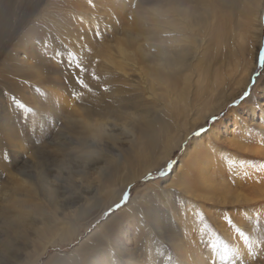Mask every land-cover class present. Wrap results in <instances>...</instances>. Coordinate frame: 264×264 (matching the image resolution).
I'll use <instances>...</instances> for the list:
<instances>
[{
	"label": "bare ground",
	"instance_id": "bare-ground-1",
	"mask_svg": "<svg viewBox=\"0 0 264 264\" xmlns=\"http://www.w3.org/2000/svg\"><path fill=\"white\" fill-rule=\"evenodd\" d=\"M163 1L160 8H153L156 14H159L154 15V24L170 34H176L177 49L161 52L160 58H157L159 61L146 75L148 88L153 97L171 101L170 110L167 107L161 110L162 114L169 117L165 118L162 115L150 117L146 116V112L140 113L143 121L140 122L141 128L137 136L135 129L138 126H134L132 122V124L120 122L118 125L113 123L114 125L105 128V122L85 119L82 115L71 112L72 116L81 118L93 135L87 132L86 134L94 140L106 137L109 141H113L111 147L94 142L95 150L86 149L92 158V154L97 156L96 159L91 160V168L97 174L96 192L89 195L91 191L88 188L76 186L74 192L65 195V192H62L63 186L59 185L60 172L53 168L46 169L49 171L46 175L44 170H39L32 176L25 171L21 172L22 198L34 201L36 207H42L43 210L41 208L40 213L37 208L35 216H40V219H36V223H33L35 218L33 221L32 218L29 220L30 217L26 219L25 212H22L24 217L19 216L21 220L18 217L15 221L13 219L12 223H17L16 225L8 223L9 227H17L15 232L19 233L21 230V235L18 234L17 242H11L10 237L9 241L6 237L5 240L0 241V248H10L9 252L5 249L0 252V264H121L117 262L118 259H115L119 252V234L122 233V227L118 226V222L123 218L127 224L137 226L136 231L140 232L145 231L148 223L152 222H156V227L160 229L166 217L176 222L184 220L185 226L179 225L176 231L177 235L182 233L183 237L180 238L181 235H179V238L184 240L177 242V246L186 253L190 251L191 259H185V253L184 264H222L221 261H228L229 264L240 262L244 264L249 263L253 257L256 256L255 259H257L260 256V251L253 246L256 237L254 226L248 227L250 220L245 214L255 212L252 223L256 221L260 224L262 231L264 230V216L260 215V219H257V213H260L258 209L264 212V87L259 94L257 91L254 94L253 88L252 93L242 102L239 109L231 108L227 116L212 124L203 135L195 137L187 150L185 148L186 151L183 153L178 169L165 179L175 181L177 187L183 191L184 201H181L179 205L172 202L177 192L174 191L176 193L173 194L171 189L161 186V180L147 183L143 187L151 190L149 193L136 192V196L128 205L112 213L75 249L64 253L60 251L50 253L55 246L63 250L69 247V244L75 241L74 238L85 230L92 220L101 215L100 212L106 211L114 202H117L130 185L142 179L150 170L161 166L171 156L172 151L187 140L189 134L197 127L198 124L195 121L200 122L224 110L250 82L256 67L255 46L257 47L260 44L259 40L261 41L264 0ZM102 2L104 0H100L94 7H102ZM73 5V11L64 14L67 19L59 25L61 32L57 34L61 35L63 29L66 32V27L69 25H74L75 30L83 26L80 22L71 23L70 19L74 14L82 12L81 7L85 5V0H75ZM3 15H0L1 25L6 19V15ZM236 18V24H231ZM194 27L202 32V38L197 44L187 42L188 33L193 31ZM1 28L3 27L0 26ZM234 30L238 34L236 40L238 45L236 50L229 52L231 40L228 41V38ZM225 52L228 54H224ZM135 55L141 57L139 54L135 53ZM135 60L137 61V57ZM135 63L134 60L131 61V65ZM137 63L140 65L138 61ZM49 90H57V87L46 85L44 91L50 93ZM60 91L62 90H57L56 97L62 99L65 96ZM158 91L161 92V96ZM7 99H10L9 95ZM35 109L38 110V108ZM88 112L92 111H85V116L89 115ZM158 112L160 111L156 113ZM191 114L194 122L189 123L187 117ZM23 115H31V111L23 110L21 116ZM33 123L35 121L30 118L28 125L31 126ZM253 125L257 127H252ZM230 127H232L231 132L237 134L231 144V146L235 145V148L223 146L220 148L219 140ZM117 129H120L121 134L132 135L128 141L129 148L125 152H121L123 145L119 144L117 133H114ZM36 134L37 132L33 133L29 128L22 136L26 140L30 138L36 140L38 137V135L35 136ZM44 148L43 146L40 149ZM223 148H228V152L233 155L229 153L224 155ZM106 150L108 154L103 155ZM21 152L23 154L21 158L24 157V161L36 166L35 170L39 168L37 165L39 162L36 163L31 158L26 142H21ZM223 165H231V168L234 165L235 168L240 169L236 177L239 180L225 178V171L222 172ZM240 177L241 179L244 177L245 180L239 182ZM88 178V175L84 176V179ZM177 178L181 180L180 183L177 182ZM82 181L86 180L82 179ZM16 186L15 189L18 190ZM59 188L62 191L59 192ZM8 189H6L7 192ZM15 189H11L13 195L17 194L16 191L14 193ZM6 195L8 196L7 193ZM13 195L12 198L17 197ZM41 195L44 196L41 197ZM45 198L49 205L45 204ZM26 199L20 201L25 202ZM7 200H10L7 203L11 202L10 196L6 197ZM149 201L152 202L150 211L145 212ZM27 205L29 207V204ZM22 206L23 204L21 208ZM226 206L232 213H234V207L244 210L245 213H240L235 219H225L214 211L219 209L226 211ZM42 214L44 215L41 216ZM212 224H216V228L221 230L222 237L227 241L218 243L214 241L217 235ZM29 227L34 231L31 230L33 238L27 233L26 229ZM185 241L190 247L189 250L186 244L182 245ZM224 245L228 248L232 245V251L227 254V259H221V255L224 254ZM102 246L105 247L101 248ZM128 250L124 255L129 260L128 264L147 263L146 259L140 260L142 255L138 253L137 258L132 257V253ZM252 253H255V256Z\"/></svg>",
	"mask_w": 264,
	"mask_h": 264
},
{
	"label": "rangeland",
	"instance_id": "rangeland-1",
	"mask_svg": "<svg viewBox=\"0 0 264 264\" xmlns=\"http://www.w3.org/2000/svg\"><path fill=\"white\" fill-rule=\"evenodd\" d=\"M99 1L92 0L89 3V0H85V5L81 7L82 12L74 14L70 19L71 23L80 22L83 26L75 30L74 25H69L66 27V32L63 29V33L59 35L57 34L61 32L59 25L64 22V19H67L64 14L73 11L75 0H0V15H6L2 25L0 23V26L3 27L0 29L2 32H0V189L4 188L2 189L3 191L0 190V195L2 193L0 196V241L6 238L8 240L10 237L9 240L11 242H17L16 239L21 235V230L18 233L17 231L15 232L17 230L16 226L9 227L10 223L14 224V222L12 223L13 219L15 221L17 220L16 217L19 218V216L22 218L24 217L22 212H27V214L24 213L26 219L30 217L29 220L32 218L31 220L33 221L35 218L33 223H36V219H40V216H38L39 218L35 216L36 212L40 211L41 213L43 210L42 207V210L36 207L34 201L31 202L30 199L22 198L21 172L25 171L32 176L35 172L44 170L46 175L49 173L46 169L53 168L60 172L59 185L63 186V191L59 188V192L62 191L65 192V195H70L74 192L76 186H81L83 189L88 188L91 191L89 195L96 192L98 181L95 179L97 174L91 168V160L97 156L92 154V158L86 149L95 150L94 142L111 147L113 146V141H109L106 137L94 140L86 134L87 132L93 135L84 125L81 118L72 116L71 112L80 114L85 119L105 122V128L114 125L113 123L117 125L120 122L133 123L134 126H138L135 129L137 136L139 134L138 130L141 128L140 122L143 121L140 113L146 112V116L150 117L154 115L169 117L166 114H162V111L165 107L170 110L171 101L166 98L153 97L148 88L146 75L155 63L159 61L157 58H160L161 52L165 53L168 49H177L176 34H170L154 24V15L159 14H156L153 8H160L164 1L104 0L101 4L102 7L95 8L94 6ZM133 5L135 6L133 7ZM262 14L261 41L259 40L260 44L257 47L255 46L257 49L256 67L247 87L231 100L224 110L214 113V116L211 115L200 122L195 121L198 124L195 127L196 129L194 128L187 140L183 141L176 150L172 151L171 156L166 159L167 161L165 160L158 168L150 170L142 179L127 188L125 191L129 193L127 201L121 203L124 192L117 202L107 208L108 211L100 212L102 214L92 220L87 228L74 238L75 241L69 244V247L63 250L55 246L52 247L50 253L59 251L64 253L75 249L86 236L91 235L96 227L112 213L128 205L132 198L136 196V192L149 193L151 190L143 187L147 183L150 184L161 180V186L171 189L170 191L173 194L177 192L174 194L172 202H176L179 205L181 201H184V193L180 187H177L175 181L165 179L173 175L175 170L178 169L179 162L183 153L189 148L188 146L195 137L203 135L212 124L227 116L231 108L239 109L242 102L252 93L253 88L255 89L253 90L254 94L256 91L258 94L262 92L261 88L264 87V67L260 65L259 54L261 50H264V10ZM236 22L237 18L231 24L235 25ZM97 32H99V35H97ZM237 36L238 34L235 30L229 34L228 41L231 40L229 52L237 49ZM188 37V43L197 44L202 38V32L197 31L196 27H194V30L188 33ZM69 53L75 54L76 60L87 69V72H79L75 62L69 59ZM135 53L141 57L136 56ZM224 54H228V52ZM135 57H137L140 65H138ZM132 60L136 62L135 65H131ZM92 72H95L99 79H93ZM80 75H83L85 82L90 86V91L82 88L77 83L76 78ZM46 85H55L57 90H62L60 92L65 97L62 99L56 97L58 96L57 90H49L50 93L44 91ZM73 93H78V95H73ZM6 94L9 95L10 99H7ZM158 94L161 96L160 91H158ZM13 97L20 100L26 108H32L31 115L21 116V112L24 109H20L15 105ZM35 108H38L39 111ZM96 108L98 109L96 110ZM85 111L92 112H88L89 115L85 116ZM157 111H160L161 114H159L160 112L156 113ZM30 118L35 121L31 126L28 125ZM193 119L192 114L187 117L189 123L194 122ZM252 127H257V125ZM29 128L33 133L37 132L35 135H38L36 140L35 138L26 140L22 136L24 131ZM231 129L232 127L221 136L219 147L235 148V145L231 146V144L232 139L237 134L236 132H231ZM114 133H117L119 144L123 145L121 152L127 151L126 149L129 148L128 141L132 138V135L121 134L120 129L115 130ZM22 141L26 142L27 149L31 152L30 156L34 159V162H39L37 164L38 169L35 170L36 166L24 161V157L21 158L23 156L21 152ZM43 146L45 148L40 149ZM223 150L225 152L224 155L226 153L233 155L228 152V148H223ZM105 152H103V155L108 154L107 150ZM169 162H174L171 169L167 171L165 176H160L158 174L159 171L166 170ZM235 167L234 165H232V168L231 165H223L222 172H226H224V175H226L224 177H228V180L230 178L239 180L236 177L240 169ZM231 169L233 171H230ZM7 174L10 177H8L9 179ZM85 175H88L89 178L84 179ZM241 178L239 182L245 180L244 177L243 179ZM82 179L86 181L83 182ZM177 182L180 183L181 180L177 178ZM9 185L10 190L8 189ZM15 186L16 188L18 187V190L15 189ZM13 188L15 189L14 193L17 192L16 195L12 194L13 191L11 189L13 190ZM6 189H8V192ZM6 193L10 196L12 203H7L10 200L6 201V197H8ZM12 195L17 197L12 198ZM14 199L15 202L17 200L18 202L15 203ZM21 199H26L27 201L21 202ZM44 202L49 205L46 198ZM21 203L23 204L22 208ZM148 203L149 205L147 204L148 208H145V212L150 211L152 202L149 201ZM27 204H29L30 208ZM117 204H120L119 208L116 207ZM3 205L7 207L5 208ZM33 207L35 208L33 209ZM234 208V213L227 206L226 211L222 209L214 211H217L220 217L230 219H235L240 213H245L244 210L237 207ZM14 212L18 213V215ZM58 212L61 216L60 209ZM258 212L261 213H257L258 216L256 215L259 220L260 215L264 216V212L262 213L261 209H258ZM230 214L233 215L230 216ZM253 214L255 215V212ZM253 214L248 212L245 215L250 220L248 227L254 226L256 237L253 246L261 254L257 259H255L256 256L253 257L251 259L252 263L250 261L244 264H264V230L262 231L260 224L256 221L254 224L252 223ZM215 217L219 218L218 216ZM167 218L162 222L163 226L160 229L156 227V222H152L148 223L146 230L142 232L136 231L137 226L127 224L123 220L124 218L119 220L118 226L122 227V233L119 234V252L115 260L118 259L117 262L121 264H128L129 260L124 255L127 254L125 251L129 249L128 251L132 253V257L137 258L138 253L142 255L144 258L140 257V260L146 259V264H184L186 252L177 246V242L183 240L180 239L183 236L182 233L179 234V231L178 234L181 235L179 238L176 231L179 225L185 226V221L176 222ZM212 227L215 228L214 231H216L215 234L217 235L214 241L217 243L227 241L222 237L221 230L216 228V224H212ZM26 230L33 238V229L29 227ZM184 235L187 234L184 233ZM96 239H98V236H96ZM185 244L189 250L190 247L186 241L182 245ZM104 247L102 246L101 248ZM229 248L231 249L232 245ZM4 249L5 251L8 250L7 252L10 251L9 247H2L0 252ZM189 257L190 251H187L185 259H191ZM221 263L229 264L228 261H221Z\"/></svg>",
	"mask_w": 264,
	"mask_h": 264
},
{
	"label": "snow or ice",
	"instance_id": "snow-or-ice-1",
	"mask_svg": "<svg viewBox=\"0 0 264 264\" xmlns=\"http://www.w3.org/2000/svg\"><path fill=\"white\" fill-rule=\"evenodd\" d=\"M92 0H89V3H91ZM135 5H133L134 7ZM97 35H99V32H97ZM69 59L71 61H74L75 64H76V67L77 69L79 70L80 73H85L87 72V69L79 62L76 60V56L74 53H69ZM259 62H260V65L262 67H264V50H261L260 51V54H259ZM92 75V78L93 79H99V77L96 76L95 72H92L91 73ZM77 83L84 89H88L89 91L91 90L90 89V86L85 82L84 78H83V75H80V76H77ZM107 90V89H105ZM73 95H78V93H73ZM245 95H247V93H245ZM13 99V102L15 103V105L20 108V109H24L25 111H31V109L29 108H26V106L20 102V100L16 99L15 97L12 98ZM213 119H215V117H213ZM203 131V129H202ZM172 163L174 162H169L168 166H167V169L166 170H163V171H159V175L160 176H165L167 174V171L171 169V166H172ZM129 198V193L128 192H125L123 194V200L121 201V203H123L124 201H127V199ZM117 208L120 207V204H117L116 205ZM203 218V217H201ZM225 219H228L227 217H225ZM229 223H231V220H229ZM239 231V230H238ZM215 247V245H214ZM232 250L228 248L227 245H224V254L221 255V259H227L228 258V253L231 252ZM253 256H255V253H252Z\"/></svg>",
	"mask_w": 264,
	"mask_h": 264
}]
</instances>
